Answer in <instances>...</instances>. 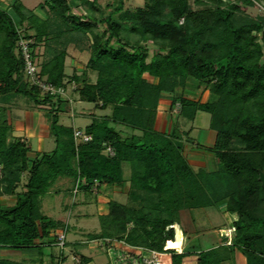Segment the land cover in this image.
Segmentation results:
<instances>
[{"label":"trees","instance_id":"16d2710c","mask_svg":"<svg viewBox=\"0 0 264 264\" xmlns=\"http://www.w3.org/2000/svg\"><path fill=\"white\" fill-rule=\"evenodd\" d=\"M100 1L112 6L102 17L96 15ZM252 1L259 0L243 2ZM39 8L42 16L19 0L0 5V196H15L12 205L0 203V248L53 244L49 234L67 226L40 211V197L57 178L70 177L78 191L91 192L93 179L100 182L96 192L128 183L131 205L110 200L100 215L101 231L89 235L108 241L111 264H144L146 250L162 251L166 238L167 248L179 247L174 224L182 230V248L165 250L168 264H234L235 251L245 264H264V186L258 178L264 172V14L252 17L225 0H143L135 7L124 0H42ZM71 32L92 35L86 68L96 72L94 82L86 70L64 73L63 38ZM20 37L33 39V57L46 80L75 83L79 100L109 108L79 127L92 135L90 141L76 143L78 126L59 121L71 105L41 95L29 82L17 52ZM41 44L40 60L35 49ZM189 78L208 91L205 100L181 91ZM163 96L171 100L169 132L155 128ZM20 99L44 108L51 150L31 156L26 141L12 135L2 110L11 112ZM201 111L209 114L214 132L213 143L205 146L215 162L210 170L194 167L184 153L191 130L186 125ZM224 212L234 227L230 243L201 248L192 242L205 230L225 229ZM64 260L0 258V264Z\"/></svg>","mask_w":264,"mask_h":264},{"label":"rangeland","instance_id":"374dc122","mask_svg":"<svg viewBox=\"0 0 264 264\" xmlns=\"http://www.w3.org/2000/svg\"><path fill=\"white\" fill-rule=\"evenodd\" d=\"M20 1V0H19ZM27 1V5L35 9L40 14L41 8H39V4L37 1L42 0H25ZM226 2H237L241 5V11L247 13L252 17L262 16L264 14V0H259L258 2L252 1L250 4H245L244 0H225ZM125 6L135 7L136 5L142 4L143 0H124ZM10 3V0H0V5L2 7H6ZM210 3V2H209ZM112 6H107L106 1H100L98 5V10L96 15L98 17H102L106 15ZM83 8H78L76 12L82 11ZM105 29V25L100 23L98 26V31H102ZM71 36H66L63 38V41L67 42V49L69 46V51L72 56L70 59L67 58V71L69 73L72 72L73 66L75 69L81 68L84 65L85 60L88 57L89 43L91 34H84L80 32H71ZM131 39L136 37L135 34H130ZM65 39V40H64ZM71 39V40H70ZM43 45H39L35 50L38 53V57L41 60V53L43 51ZM86 50V51H83ZM79 51V52H78ZM85 52V53H84ZM153 53V48L150 47L149 55ZM222 53L218 54L214 57L215 61H219L222 58ZM75 60V65H74ZM92 79L94 76L91 77ZM181 91L191 97L199 98L200 100H205L207 98L208 91L202 90V87L197 86V82L194 79L189 78L186 82V85ZM75 93V94H74ZM72 97L74 102L72 103L73 109V117L75 116V111L79 109L81 105H85L87 107L93 108L96 112H100V109L94 108V104L87 101H82L79 104L77 101L79 100L78 94L74 91L72 93ZM77 103V104H76ZM32 102L25 101L24 99H20L17 102V106L13 107L11 112L7 110H2V114L13 121L24 118V110H36L44 108H30ZM0 108H2L0 106ZM7 112H9L7 114ZM70 113V112H69ZM67 112H63L59 116V120L61 123L66 125H71L72 116ZM35 115V114H33ZM209 114L207 112H199L192 122L193 131L190 133V136H185L184 143L187 145H192L190 148L185 146L184 152L187 160L194 167H204L208 170L213 169L215 167L214 158L212 155L208 154L205 150V146L211 145L214 140V132L209 129ZM87 119L82 120L79 117L75 120L74 125L82 126ZM172 128V125L166 124V132H169ZM186 128H189V124L186 125ZM15 133V134H13ZM17 132H12V135H16ZM52 144V139L47 138L45 140L46 147ZM184 144V145H185ZM32 146H35V140H32ZM186 150V151H185ZM128 172V171H127ZM73 185V180L70 177H59L55 180L52 185V188L56 192L44 194L41 196L42 199V209L45 214L55 218L60 219L62 222H68V228L65 230L66 234V243L63 248H60L57 245H48L43 246L44 252H52L54 255L53 262L59 260V251L63 250V253L66 255L65 260L60 264H111L109 261V252L108 245L106 244L107 240L102 239H89L90 234H96L101 231L100 225V215L107 211L108 203L110 200H116L121 203H128L131 205V201L128 199L126 195L128 183H124L119 186H104L101 191L98 192H88L82 191L77 192V196L74 198V206H70V198L71 193H69L66 188L71 187ZM64 190L63 192H60ZM79 194V195H78ZM73 201V200H72ZM226 215L230 216L228 213H223V217L226 221ZM174 234L177 235L178 225L174 224ZM181 234V233H180ZM234 234V233H232ZM205 233L200 236L198 239L194 238L193 243L202 247L206 246V240L203 238ZM210 235V234H209ZM211 238L214 243L226 241L223 239V234L218 235V233H211ZM222 240V241H221ZM11 251H15L12 249ZM85 257L91 259V262L87 263ZM190 258H194L195 256L191 255ZM11 258L20 260V257L12 256ZM36 259V258H34ZM85 260V261H84ZM38 260H35L37 262Z\"/></svg>","mask_w":264,"mask_h":264},{"label":"crops","instance_id":"0c3cea01","mask_svg":"<svg viewBox=\"0 0 264 264\" xmlns=\"http://www.w3.org/2000/svg\"><path fill=\"white\" fill-rule=\"evenodd\" d=\"M34 1V0H33ZM20 2L27 8L30 10H33L35 13H37L38 15H43L42 9H41V14L39 12H37L35 9H32V7L27 5V1L25 0H20ZM38 3H40L41 1H37ZM86 51V50H83ZM79 52V51H78ZM85 53V52H84ZM88 53V57L84 62V65L81 66V68L79 69H75V66H73V70L71 73H69L67 71L68 67H67V58L70 57V59L72 58L70 51H69V46L67 49V55L65 57V62H64V73L67 77L71 76L73 73L79 74L81 73L83 70H86V73L88 75V77L90 78V80L92 82L95 81L96 78V72L91 70V69H87L86 68V62L89 58L90 52ZM75 60H74V65H75ZM94 76V78L92 79L91 77ZM66 77V80H67ZM75 94V93H74ZM83 100H78L77 103L79 104L80 102H82ZM76 103V104H77ZM170 103L171 100L169 97L163 96L160 100V102L158 103V111H157V116H156V122H155V128L157 130H160L162 132H166V124L168 123L169 125H172V117L170 114ZM95 108V107H94ZM24 118L23 119H18V120H13L11 122L12 125V132H17L16 135L13 136H17L20 137L21 139H24L26 141V143L29 145V147L31 148L30 151V155L34 156L36 153L42 152V151H49L53 148L54 146V142H53V137L50 134L49 131V121L48 119L44 116V110L42 109H36V110H24ZM109 113V108H106L104 110H100V112H96L93 108L87 107L85 105H81L79 107L78 110L75 111V116L73 118H71V122H72V126H78L81 128H84L91 120L93 115H101V114H107ZM35 114V115H33ZM77 117H79L82 120L87 119V121L82 125H74L75 120L77 119ZM60 121V120H59ZM194 122V121H192ZM192 122L189 124L191 127V130L189 132V134L187 136H190V133L193 131V125ZM15 134V133H13ZM47 138H51L52 139V144L49 145V147H46L45 145V140ZM32 140H35V146H32ZM185 144V143H184ZM185 146H188V148H190V146L192 145H187L185 144ZM185 149V148H184ZM186 151V150H185ZM184 153H187L184 152ZM73 185L71 187H67L66 190L71 193V200L70 202V206L73 207L74 205V198L77 196V192H82V191H77V192H73L72 189ZM64 190H61L60 192H63ZM52 192H56L54 190V188H52V186L50 187V190L46 193H52ZM76 193V194H75ZM79 195V194H78ZM73 200V201H72ZM15 201V196L14 195H3L0 196V203L3 205H12ZM40 211L44 213L43 209H42V199L40 197ZM47 215V214H46ZM49 216V215H47ZM51 217V216H50ZM225 217H227L226 219V227L225 229L232 227L231 225V221H232V217L226 215ZM53 218V217H52ZM55 219V218H54ZM60 220V219H57ZM68 228V222H64ZM178 225V224H177ZM222 229V230H225ZM178 230L181 233L180 235V239L182 241V230L180 228V226L178 225ZM58 231V230H57ZM204 235V239L206 240V243L208 245H212L215 244L211 238V233H218L217 230L215 229H208L203 231L202 233L198 234L196 236V238L198 239L200 236ZM210 234V235H209ZM222 235L221 233H218V235ZM50 236L54 237V232H51L49 234ZM225 238V237H224ZM223 238V239H224ZM44 239H41L39 241H42ZM38 241V242H39ZM114 244V243H113ZM53 244H51L52 246ZM117 245V244H116ZM44 246H48V245H44ZM180 248H182L181 244H180ZM12 249H15V251H11ZM65 249V248H63ZM59 253V259L61 257H65L66 255L63 253V250L60 249ZM12 256H17L20 257V260H25V261H35V260H40V258L43 259V261H49L52 260L54 258V255L52 252H44L43 250V246L40 248L37 247H31V248H0V258H7V259H12V260H18V259H14L11 258ZM36 258V259H34ZM88 259V260H87ZM86 262L89 263L91 262V259L87 257ZM223 264H231L229 261L224 262ZM234 264H245V258L244 256L239 252V251H235L234 254Z\"/></svg>","mask_w":264,"mask_h":264},{"label":"built area","instance_id":"2783aa9c","mask_svg":"<svg viewBox=\"0 0 264 264\" xmlns=\"http://www.w3.org/2000/svg\"><path fill=\"white\" fill-rule=\"evenodd\" d=\"M33 43L32 38H25L20 37L17 40V52L19 53L22 62H23V72L25 76L28 78L29 82L38 87L40 89L41 95H50L53 97H60L61 99H64L69 106L72 105L74 102V99L72 97V93L75 91L76 84L71 83L68 86L64 85H55L48 80H46L45 77L40 75L39 67L36 63V60L33 57V51L31 50V44ZM179 104L177 103L173 109L174 112L178 111ZM70 112V113H69ZM69 115L73 117L74 111L72 107L70 108ZM73 138L76 143L79 142H88L92 139V135L90 133L85 132L83 129L79 127L73 128ZM105 151L113 155L114 151L111 146H106ZM1 168V167H0ZM100 185V182L97 179H93V184L90 187L91 192L97 191V186ZM73 192H77L78 189L75 187ZM175 229V226H173ZM220 233H223L225 235L226 243L231 242L232 233H234V227H229L225 230H221ZM54 242L53 245H57L60 248H63L66 243V234L63 230H58L54 232ZM171 239V238H170ZM176 239V236L174 234L173 240ZM167 240V238H166ZM166 240L165 245L163 246L162 251H157L153 249L146 250L147 254L142 257V262L144 264H168V261L166 259L165 250L166 249H174L178 252L181 251L180 246L175 248H167L166 246ZM181 244V239H180Z\"/></svg>","mask_w":264,"mask_h":264},{"label":"water","instance_id":"95a60500","mask_svg":"<svg viewBox=\"0 0 264 264\" xmlns=\"http://www.w3.org/2000/svg\"><path fill=\"white\" fill-rule=\"evenodd\" d=\"M259 180H260V182H261V184H262V186H264V172L263 171H259Z\"/></svg>","mask_w":264,"mask_h":264},{"label":"bare ground","instance_id":"6f19581e","mask_svg":"<svg viewBox=\"0 0 264 264\" xmlns=\"http://www.w3.org/2000/svg\"><path fill=\"white\" fill-rule=\"evenodd\" d=\"M177 234H180V232H177Z\"/></svg>","mask_w":264,"mask_h":264}]
</instances>
